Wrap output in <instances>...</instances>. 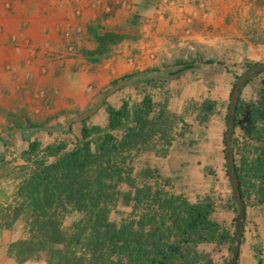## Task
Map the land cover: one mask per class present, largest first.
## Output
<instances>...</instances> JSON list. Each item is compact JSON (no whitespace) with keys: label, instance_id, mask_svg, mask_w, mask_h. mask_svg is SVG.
Here are the masks:
<instances>
[{"label":"trees","instance_id":"1","mask_svg":"<svg viewBox=\"0 0 264 264\" xmlns=\"http://www.w3.org/2000/svg\"><path fill=\"white\" fill-rule=\"evenodd\" d=\"M90 31L99 44L93 56L105 55L110 44L123 40L114 33ZM244 65L248 71L257 63L245 60ZM149 86L164 88L157 81ZM242 93L233 133V170L246 206L243 245L249 208L264 207V80L256 98L246 101ZM104 108L107 124L83 121L72 148L66 142L43 147L34 140L22 152L14 202L0 210V229L12 230L23 219L26 237L10 244L7 256L17 264L38 256L46 264H217L205 246L233 252L236 218L233 228L215 221L218 205L211 196L191 202L171 190V179L143 161L153 154L167 158L173 145L190 133L186 117L193 115L206 126L217 114L218 102L192 100L177 114L168 98L158 101L144 91L140 101L127 99L120 107L104 102ZM226 121H231L228 115ZM225 209L239 214L233 190ZM76 214L79 218L67 227L66 219ZM254 251L264 264L260 246Z\"/></svg>","mask_w":264,"mask_h":264},{"label":"rangeland","instance_id":"2","mask_svg":"<svg viewBox=\"0 0 264 264\" xmlns=\"http://www.w3.org/2000/svg\"><path fill=\"white\" fill-rule=\"evenodd\" d=\"M21 1L29 6V13L38 12L36 4H29L30 0ZM155 4L154 0H106L102 23L90 28L69 27L58 44L52 40V44L44 48L36 46L32 38L27 37L22 42L18 36L0 44V210L14 202L18 169L24 165L21 154L28 149L29 143L37 140L45 147L66 142L72 148L81 135L83 121L90 126L107 124L104 102L120 107L127 99L140 101L144 91H148L158 101L168 98L171 111L183 114L187 102L211 98L194 99L184 93L181 73L190 63L179 58L148 54L146 35L150 32V24L141 12L148 5ZM257 4L263 6L264 0ZM1 11L15 14L14 3L0 0ZM73 14L82 19L84 10L78 6ZM5 27L0 25V35L4 34ZM31 27V21L25 20L22 33H28ZM91 29H95L98 35L117 34L123 40L110 44L105 55L93 56L99 44ZM45 33L49 35L48 30ZM251 35L256 45L264 43V26L254 24ZM260 49L256 47L259 54L263 53L262 57L253 55V59L231 63L228 70L231 71L232 91L236 77L247 71L245 60L264 63V51ZM263 80L264 74L242 88L243 99L256 98ZM116 81L119 82L114 84ZM152 81L162 83L164 88L150 87ZM231 93L224 103H218V112L208 125L200 126L193 115L186 117L191 125L190 133L173 145L167 158L153 154L145 156L143 161L171 179V190L191 202L211 196L218 205L215 219L223 222L231 213L229 222L222 224L233 228L238 213L225 209L232 187L227 174L224 143ZM236 136L241 137L240 130ZM122 210L128 212L126 208ZM78 218L77 214L67 218L65 225L69 227ZM256 219L263 224L264 212L249 208L246 232L257 231ZM25 237L26 222L23 219L12 230L0 229V264H16L7 256V248ZM203 249L212 254L217 264H230L233 252L227 247L209 245ZM27 264L46 262L38 256Z\"/></svg>","mask_w":264,"mask_h":264},{"label":"crops","instance_id":"3","mask_svg":"<svg viewBox=\"0 0 264 264\" xmlns=\"http://www.w3.org/2000/svg\"><path fill=\"white\" fill-rule=\"evenodd\" d=\"M11 1L16 13L0 12V25L6 26L4 34L0 35V44L18 36L22 42L27 37L32 38L36 46L44 48L52 44V40L58 44L69 27L90 28L102 23V10L106 5V0H82L81 3L78 0H30L29 4H36L38 12L29 13V6L23 5L21 0ZM154 1L155 5H148L141 12L150 24V32L146 35L148 54L190 63L181 73L184 93L194 99L211 97L219 105L224 103L232 91L228 72L231 63L263 55L256 47L264 51V43L256 45L251 35L254 24L264 26V5L257 4L262 0ZM78 6L84 10L82 19L73 14ZM25 20H30L33 26L26 34L21 29ZM47 30L49 35L45 33ZM227 216L223 221L226 224L231 213ZM214 220L223 223L215 219V214ZM255 222L258 229L245 233L238 264H259L255 245L260 246L264 261V223L257 219ZM255 236L258 239H254Z\"/></svg>","mask_w":264,"mask_h":264},{"label":"water","instance_id":"4","mask_svg":"<svg viewBox=\"0 0 264 264\" xmlns=\"http://www.w3.org/2000/svg\"><path fill=\"white\" fill-rule=\"evenodd\" d=\"M264 71V63L257 64L256 67L249 69L246 71L243 75H241L232 91L230 105H229V119L231 120L227 124V131H226V149L225 153L227 155L226 159V166L228 171V176L231 181V187L233 190V194L235 196V199L239 205V214L236 217V231L238 233L237 238V244L234 248L232 259L230 261V264H237L238 259L240 256L241 246H242V240H243V233H242V224L246 217V206L243 202L241 192L238 189V179L234 173V163H235V156H234V149H233V133L235 130V117L237 112V106L241 94V90L244 87L245 83L253 77L255 74L262 73Z\"/></svg>","mask_w":264,"mask_h":264}]
</instances>
